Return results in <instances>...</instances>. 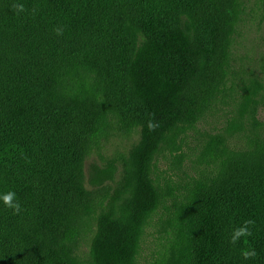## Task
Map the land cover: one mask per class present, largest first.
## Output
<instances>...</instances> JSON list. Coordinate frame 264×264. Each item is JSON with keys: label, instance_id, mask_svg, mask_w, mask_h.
<instances>
[{"label": "trees", "instance_id": "1", "mask_svg": "<svg viewBox=\"0 0 264 264\" xmlns=\"http://www.w3.org/2000/svg\"><path fill=\"white\" fill-rule=\"evenodd\" d=\"M230 23L217 0H0V264H82L84 160L113 128L138 129L113 193L134 190L126 214L100 216L85 264H133L141 226L167 198L168 246L149 264H264L263 136L241 151L211 137L202 149L211 169L188 179L162 182L151 170L226 82ZM94 167L91 184L113 179L115 165ZM9 191L19 214L3 202ZM246 220L252 235L231 243ZM107 233L118 254L101 248Z\"/></svg>", "mask_w": 264, "mask_h": 264}, {"label": "rangeland", "instance_id": "2", "mask_svg": "<svg viewBox=\"0 0 264 264\" xmlns=\"http://www.w3.org/2000/svg\"><path fill=\"white\" fill-rule=\"evenodd\" d=\"M263 1L217 0L218 4L231 13L230 43L227 47L230 52L228 65L231 67L228 77L199 122L177 138L178 141L182 138V142H178L180 148L169 152L167 144L159 147L153 156L151 170L154 177L159 174L161 181L164 176L177 180L178 175H181L188 179L197 176L205 167L206 170L211 169L212 165L204 162L202 149L215 135L224 139L221 147L226 146L236 151L246 150L247 143L254 134L264 137ZM138 138L137 128L129 131L113 128L85 157L84 174L92 192V207L88 213L81 216V238L75 248L82 264L90 258V248L99 227L100 216L107 211H111V218L127 213L126 199L133 194L134 189L130 191L127 186L114 195L113 188L122 178L126 169L125 161L129 159V149ZM110 163L115 165L113 179L104 180L100 186L91 184L90 176L96 173L94 166L105 167ZM138 190L136 196L139 202L148 203L149 196L143 200L147 190L143 183H139ZM170 202L171 198H167L162 205ZM163 206L153 211L141 226L139 253L133 264H149V260L158 259L165 252L170 233L162 225L161 219L168 213V209ZM109 237L110 234L107 233L101 248L107 247L110 252L118 254L113 239Z\"/></svg>", "mask_w": 264, "mask_h": 264}, {"label": "clouds", "instance_id": "3", "mask_svg": "<svg viewBox=\"0 0 264 264\" xmlns=\"http://www.w3.org/2000/svg\"><path fill=\"white\" fill-rule=\"evenodd\" d=\"M13 7L16 8L17 11H23L24 10V7L22 4L21 5H13ZM61 33H62V30H58L57 34H61ZM148 127H149V130H154L156 127H158V125L153 123L152 121H149ZM2 199H3L4 204L13 210L14 214H19L21 212V205L19 204L18 201H16L14 192L9 191L7 194H5L2 197ZM254 223H255V221H253V220H246L244 222L243 226H241L237 229H234L230 242L234 244L242 236H244V237L251 236L252 232L248 228V225L254 224ZM242 255L244 256L245 259H248V258H254L257 255V253L254 249L244 250Z\"/></svg>", "mask_w": 264, "mask_h": 264}]
</instances>
